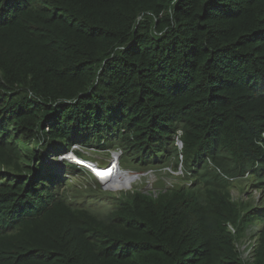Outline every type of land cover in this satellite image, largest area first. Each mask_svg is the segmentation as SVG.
<instances>
[{
  "label": "trees",
  "instance_id": "16d2710c",
  "mask_svg": "<svg viewBox=\"0 0 264 264\" xmlns=\"http://www.w3.org/2000/svg\"><path fill=\"white\" fill-rule=\"evenodd\" d=\"M77 142L185 183L77 184ZM240 184L264 195V0H0V264H264Z\"/></svg>",
  "mask_w": 264,
  "mask_h": 264
},
{
  "label": "rangeland",
  "instance_id": "374dc122",
  "mask_svg": "<svg viewBox=\"0 0 264 264\" xmlns=\"http://www.w3.org/2000/svg\"><path fill=\"white\" fill-rule=\"evenodd\" d=\"M44 152H46V150H44ZM57 152L59 155L60 153L63 152V150H61V152L57 150ZM85 152L86 153H83L84 156H86L90 160L96 161L100 166H104V167L108 166V164H110L111 161L114 160L112 156L113 152L104 151V150H101L100 148H98V150H93V149L85 150ZM135 163H136V159H134V156L131 155L130 153L124 154V156L121 158V164L123 168L136 171L135 174H133V177L128 181L129 184H125L124 185L125 187H123V189L127 188L129 185H132V187L141 189L144 192H149V191L154 192V190H158L160 187L167 188V187L174 186L177 183H185L181 181V179L178 178V176L181 174V171H182L180 170L182 164H179V168L177 172L172 173L171 171L172 170L171 167L173 166L172 164L163 168V170L162 169L160 170L146 169L144 171L143 169L132 168L135 166ZM51 164L52 165L56 164L55 165L56 167L57 166L62 167L63 162H61V159H58L56 161H52ZM67 167L70 168V170L72 171V173L69 174L71 181H74L77 184L85 183L84 178L87 176L83 175L84 172H82L81 169H80L81 171H75L76 169H74L73 166L71 167V165L69 164L67 165ZM73 171L75 172L73 173ZM139 171L146 172L147 175L143 176L144 174ZM242 188H243V184H240V185H236L232 189L233 196L236 200H243L245 202L248 200V201H252L255 207H259L261 205L264 207L263 203L261 204L262 199L264 200V195L261 192V189H258V188L252 189L251 187H248V188L246 187L243 189ZM112 190H115V191L118 190L116 193L121 192L119 191L120 189H112ZM122 191H126V190H122ZM260 227H261L260 223L257 222L256 224L252 226V229L250 232L255 233V231L260 229ZM250 232L248 233L249 235L251 234ZM247 237L248 235L246 236V238H244L245 243L242 242L238 244V248L241 251L242 257L246 260H249L250 258H252L253 253H252V243L249 244Z\"/></svg>",
  "mask_w": 264,
  "mask_h": 264
},
{
  "label": "clouds",
  "instance_id": "9594fccd",
  "mask_svg": "<svg viewBox=\"0 0 264 264\" xmlns=\"http://www.w3.org/2000/svg\"><path fill=\"white\" fill-rule=\"evenodd\" d=\"M180 136L182 135V133L179 134ZM178 139H180V137H177V141L176 143L178 142ZM180 144H179V147L182 148L183 147V142L182 140L180 139ZM104 147V146H103ZM98 148H100L101 150H104V151H114L115 149L117 148H121V147H116L114 149L112 148H109V147H104V148H101L100 146H91L89 144H85L83 142H77V143H73L71 145V147L69 149H65L62 153H60L59 155H57L56 153H54V157H56L54 160H51V161H56L58 159H61V162H63V164L66 162L68 163L69 165H73V166H76L78 169L76 170H79L82 172H84V176H90L94 179H96V181H98L100 187L102 190L104 191H111V192H117L115 190H112V189H108L105 184L103 183V181L97 177V171H96V168L99 166V167H104V166H100L96 161H93V160H90L88 159L86 156H84L83 153H86L85 150H90V149H93V150H98ZM84 149V150H83ZM123 150V148H121ZM124 151V150H123ZM125 154V152H124ZM57 155V156H56ZM113 156V159H115L116 157L114 155ZM124 156V155H123ZM122 156V157H123ZM121 157V158H122ZM118 159H120V157H117ZM112 159V160H113ZM112 162V161H111ZM120 163V166L122 167V164L121 162ZM111 164V163H110ZM108 164V165H110ZM114 164V163H113ZM181 164V163H180ZM94 166V167H93ZM172 168V173L173 172H177L179 166L177 169L173 168V166L171 167ZM81 169V170H80ZM122 169H127V168H123ZM85 170H87L88 172H86ZM182 170V169H180ZM175 174V173H174ZM169 187H161L159 188L158 190H154V193L153 194H158L160 191H166ZM124 190V189H122ZM122 190H119V191H122ZM253 257V256H252Z\"/></svg>",
  "mask_w": 264,
  "mask_h": 264
},
{
  "label": "bare ground",
  "instance_id": "6f19581e",
  "mask_svg": "<svg viewBox=\"0 0 264 264\" xmlns=\"http://www.w3.org/2000/svg\"><path fill=\"white\" fill-rule=\"evenodd\" d=\"M176 144L179 146L178 142ZM119 162H121V158L118 159L116 157L111 162L110 165L105 166V167L98 166L96 168V171H97L96 173L98 174L97 177H99L103 181V183L108 189H120V190L123 189V187H125L124 186L125 184H129L128 181L133 177V174H135L136 172L134 170L122 169ZM139 172L143 173L144 174L143 176L147 175L146 172H143V171H139Z\"/></svg>",
  "mask_w": 264,
  "mask_h": 264
},
{
  "label": "built area",
  "instance_id": "2783aa9c",
  "mask_svg": "<svg viewBox=\"0 0 264 264\" xmlns=\"http://www.w3.org/2000/svg\"><path fill=\"white\" fill-rule=\"evenodd\" d=\"M47 129H48V127H47ZM180 133H182V132H180ZM180 139H178V143L180 144ZM111 152H113L112 154L115 156V157H122L123 155H124V151L121 149V148H117V149H115L114 151H111ZM231 229L233 230V228L231 227ZM253 246L254 245H252V251H253Z\"/></svg>",
  "mask_w": 264,
  "mask_h": 264
}]
</instances>
